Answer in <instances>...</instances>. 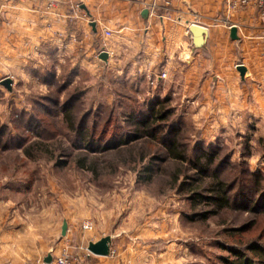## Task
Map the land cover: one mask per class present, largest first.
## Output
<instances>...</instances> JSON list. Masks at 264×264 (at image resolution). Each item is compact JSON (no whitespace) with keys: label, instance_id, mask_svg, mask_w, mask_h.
<instances>
[{"label":"rangeland","instance_id":"1","mask_svg":"<svg viewBox=\"0 0 264 264\" xmlns=\"http://www.w3.org/2000/svg\"><path fill=\"white\" fill-rule=\"evenodd\" d=\"M2 13L0 5V82L12 83L11 91L0 84V238L7 236L11 246L12 238L20 241L38 258L55 255L68 240L74 264H227L236 260L234 252L257 263L250 248L264 250V100L258 115L241 106L226 110L228 101L216 102L212 112L200 89L208 65L191 67L170 53L167 65V59L152 64L165 76L156 82L129 45L104 68L95 53L54 54L63 41L22 35L17 27L7 31ZM256 79L248 82L261 89ZM73 96L75 127L85 119L99 142L95 152L62 119ZM150 106L164 118L155 123L162 132L154 140L135 124L151 120ZM171 128L183 162L169 158L159 141ZM133 131L136 139L110 146ZM34 141L47 151L38 148L27 158L23 149ZM199 151L216 153L203 178L190 167ZM84 157L93 170L79 166ZM213 172L228 202L215 212L198 197L211 195ZM64 221L68 237L60 236ZM104 236L111 237L109 256L89 254L87 243Z\"/></svg>","mask_w":264,"mask_h":264},{"label":"crops","instance_id":"2","mask_svg":"<svg viewBox=\"0 0 264 264\" xmlns=\"http://www.w3.org/2000/svg\"><path fill=\"white\" fill-rule=\"evenodd\" d=\"M76 1L79 2L80 12L73 15L63 0H58L49 13L45 11L41 0H0L3 12L1 16L7 22V31L17 27L25 31L22 35L44 37L53 40V43L63 41V45L55 43L54 54L95 53L97 57L101 52H106L107 61L98 60L104 68L111 65L114 54L122 46L129 45L141 57L140 64L149 65L153 71L152 80L155 78L156 82L163 81L159 76L153 77L159 74H155L156 67L152 64L167 59V65L169 54L177 53V59L191 67L208 65L209 73L200 89L206 91L204 96L209 102L210 111L213 112L216 102L221 105L228 101L231 105L224 107L226 110H236L237 106H241V109L258 115L257 112L261 109L258 102L264 100V68L262 70L256 67L255 63L264 64L260 60L264 22L255 8L228 13L224 0H168L170 8L165 10L164 0H155L158 8L151 15L147 6L153 0ZM192 24L206 29L205 48L193 46L192 36L188 31ZM231 26L237 29V40L230 38ZM105 30L110 32L109 37L104 35ZM11 33L8 32V35ZM75 39L77 43H74ZM188 53L192 55L191 60ZM237 65L246 68L243 78L236 70ZM136 66L137 71L142 69V66ZM162 68L164 69L163 65ZM251 76L258 78L256 81L262 85L261 89L255 83L248 82ZM248 90L253 95L252 99L248 96ZM252 100L255 102L254 107L249 103ZM69 231L66 223V237L69 236ZM13 241L10 240L13 243L11 246L7 236L0 238V264H28L27 260L33 261L31 264L36 261L40 264V261L44 263V259L50 255L48 251L39 255L40 260H36L38 253L28 254L29 250L23 248L20 241ZM96 241L98 240L90 242ZM101 263L102 261L96 264Z\"/></svg>","mask_w":264,"mask_h":264},{"label":"trees","instance_id":"3","mask_svg":"<svg viewBox=\"0 0 264 264\" xmlns=\"http://www.w3.org/2000/svg\"><path fill=\"white\" fill-rule=\"evenodd\" d=\"M76 98L77 97L73 96L63 104L64 108L61 109L62 110L61 113L63 117L62 119L63 121L66 122L67 127L69 128L70 131H75L76 139L79 141V143L86 144L88 149H92V151L95 152L96 149L100 147L98 144L99 142H96V140L92 137V134L88 133L87 129L85 128V124H86L85 119H82L81 122L78 124V126L75 127V124L73 121V112L71 108ZM46 100L47 102H50L51 104H58L57 100H52V99H46ZM148 112L149 114H151V120L149 122H142L141 124L135 123L134 121L132 122L135 124H138L139 126L141 125V131H142L141 133L144 136L148 137L149 139L154 140L157 138V135L162 132V128L160 126H156L155 123H157L158 120L159 121L163 120L164 118L159 116L160 115L159 108L154 110L151 107L150 111ZM1 133L2 131L0 132V134ZM176 134H177V130L175 128H171V130L167 134V138H163V139L160 138V140L158 138V140L160 141V143H162L164 150L166 151V155L169 158L175 161L183 162L186 158H185L183 151H180L178 149V143H177L178 140L177 138H175ZM138 136H139L138 133H135V131H133L130 136H127L126 139L114 138V140L110 142L111 143L110 146L116 147L122 142L126 143L127 141L134 140ZM38 148H43L44 150L47 151L48 146L47 144L45 145L42 143H38L37 141L30 142L28 145L24 147L23 154L25 157L30 158L32 157V153ZM215 154L216 153L214 151L210 152L207 155L203 154L202 151H199L198 154H196V157L193 159V162L190 165V167L192 170L195 171V174L197 175V177L203 178L204 176L207 175V172L210 171V167L212 163L214 162ZM86 163L87 161L85 157L78 160V164L80 167H83V168L87 167ZM61 164L62 163L58 162V165H61ZM87 168L93 170L91 164H89ZM146 171L148 170L146 169ZM211 175L212 176L210 177H211L212 183L209 185L210 186L209 191H211L210 192L211 195L207 198L205 196H198V197L200 201H207V202H211L212 204H214L216 207L214 210L215 212L218 209L227 208L228 202H227V195L224 192L225 191L224 185L222 184L221 180L218 179V176L216 175L215 172H213V174ZM254 187L256 188V186ZM205 217L206 216H201L200 218H205ZM250 252H252L253 254L257 256L258 260L256 264H264V250H262L256 245H253L250 248ZM234 255L236 257V260L234 262H228L227 264H254L252 259L244 257L240 252H234Z\"/></svg>","mask_w":264,"mask_h":264},{"label":"built area","instance_id":"4","mask_svg":"<svg viewBox=\"0 0 264 264\" xmlns=\"http://www.w3.org/2000/svg\"><path fill=\"white\" fill-rule=\"evenodd\" d=\"M23 1V0H18ZM44 4L45 11L48 13L53 10L58 2V0H41ZM63 3L65 6L70 10V12L75 15L80 12V6L79 2L76 0H63ZM226 12H236L242 9H248V8H255L259 16L262 18L264 22V0H224ZM149 14L154 15L156 9L158 8L157 3L155 0H153L151 3L148 4ZM163 7L165 10H169L170 8V2L168 0L163 1ZM232 27V26H231ZM230 27V28H231ZM104 35L109 37L110 32L105 30ZM262 44L263 49L261 52V58L264 60V35L262 36ZM159 79H164V74L159 75ZM84 230L90 229V225L88 223L84 224L83 226ZM74 247L71 244L70 241H65L63 244L60 245L58 251L55 255L52 257V262L50 264H74L75 262V254L73 252ZM37 264H39L37 262ZM40 264H45L43 262H40Z\"/></svg>","mask_w":264,"mask_h":264},{"label":"water","instance_id":"5","mask_svg":"<svg viewBox=\"0 0 264 264\" xmlns=\"http://www.w3.org/2000/svg\"><path fill=\"white\" fill-rule=\"evenodd\" d=\"M146 12H144L145 14ZM91 27H94V24H91ZM189 33L192 36V44L195 48H205L206 44V38H207V31L205 28L192 24L189 26L188 29ZM237 29L235 26H232L229 30V35L232 40H237L238 37L236 35ZM98 58L102 61H107L108 54L106 52H101L98 55ZM236 70L239 73V76L241 78L244 77L246 68L243 65H237ZM11 79L5 78L1 80L0 84L8 91H11ZM66 232V222L64 221L61 227V236H64ZM110 245H111V237L110 236H104L100 238L96 242H89L87 244L86 250L89 254L93 256L98 257H107L110 254ZM52 262L51 255H48L44 259L45 264H50Z\"/></svg>","mask_w":264,"mask_h":264}]
</instances>
